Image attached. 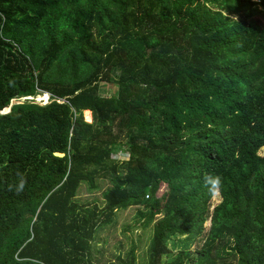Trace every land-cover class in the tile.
<instances>
[{
    "label": "trees",
    "instance_id": "1",
    "mask_svg": "<svg viewBox=\"0 0 264 264\" xmlns=\"http://www.w3.org/2000/svg\"><path fill=\"white\" fill-rule=\"evenodd\" d=\"M260 11L264 0H0V264H100L95 233L131 207L152 229L146 264H264ZM38 93L47 104L26 100ZM97 180L110 184L102 204L76 202Z\"/></svg>",
    "mask_w": 264,
    "mask_h": 264
},
{
    "label": "rangeland",
    "instance_id": "2",
    "mask_svg": "<svg viewBox=\"0 0 264 264\" xmlns=\"http://www.w3.org/2000/svg\"><path fill=\"white\" fill-rule=\"evenodd\" d=\"M252 21L264 25V14L262 11L260 13L254 14ZM116 86L115 84L102 83L99 85V93L101 96H112L115 94ZM40 94L45 98L44 103H39L35 101V97ZM34 97H30L28 101L38 103L39 105L47 103L46 96L43 93H38ZM22 101V100H20ZM92 116V113H91ZM84 117L87 121H92V117L86 115L84 112ZM90 119V120H89ZM259 156L264 157V148H262ZM116 158L124 160L127 159L126 153H121L116 155ZM97 188L95 190L89 189L88 185L81 183L78 188V193H76L75 201L81 205H88L96 202L101 205L103 202L102 193L110 186L107 180H97ZM166 191L165 185H160L156 192V197L159 203H162ZM220 202V196L216 192L210 202V210ZM139 209L136 207H131L126 210L116 213L114 223L103 226L101 229L97 230L94 235L93 245L101 254L94 252L93 257L100 261V264H113L116 255L121 254V258H126V253L135 248L136 264H146L147 258V246L151 237V226L147 228L144 227V219L139 216ZM209 227V221L205 223V228ZM202 240L195 243L192 249L199 248ZM101 255V257H100Z\"/></svg>",
    "mask_w": 264,
    "mask_h": 264
},
{
    "label": "clouds",
    "instance_id": "3",
    "mask_svg": "<svg viewBox=\"0 0 264 264\" xmlns=\"http://www.w3.org/2000/svg\"><path fill=\"white\" fill-rule=\"evenodd\" d=\"M213 186H216L219 184V178H216L215 180L212 181Z\"/></svg>",
    "mask_w": 264,
    "mask_h": 264
},
{
    "label": "built area",
    "instance_id": "4",
    "mask_svg": "<svg viewBox=\"0 0 264 264\" xmlns=\"http://www.w3.org/2000/svg\"><path fill=\"white\" fill-rule=\"evenodd\" d=\"M45 96L47 97V98H46V100H48V101H49V96H48V95H46V94H45ZM29 99H30V97H27V99H26V100H29ZM48 101H46V102L48 103ZM47 103H45V104H47ZM37 104H38V103H37ZM41 105H44V104H41Z\"/></svg>",
    "mask_w": 264,
    "mask_h": 264
},
{
    "label": "bare ground",
    "instance_id": "5",
    "mask_svg": "<svg viewBox=\"0 0 264 264\" xmlns=\"http://www.w3.org/2000/svg\"><path fill=\"white\" fill-rule=\"evenodd\" d=\"M26 99H27V98H26ZM41 102L44 103V102H45V98H43ZM87 114H88L89 117H92V116H91V112H88ZM89 120H90V119H89Z\"/></svg>",
    "mask_w": 264,
    "mask_h": 264
},
{
    "label": "water",
    "instance_id": "6",
    "mask_svg": "<svg viewBox=\"0 0 264 264\" xmlns=\"http://www.w3.org/2000/svg\"><path fill=\"white\" fill-rule=\"evenodd\" d=\"M15 103V101H12L11 104Z\"/></svg>",
    "mask_w": 264,
    "mask_h": 264
}]
</instances>
